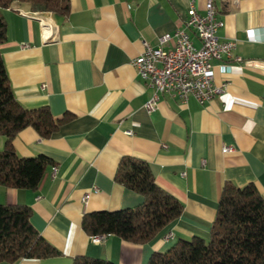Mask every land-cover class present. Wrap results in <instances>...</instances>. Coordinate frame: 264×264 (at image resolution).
Returning <instances> with one entry per match:
<instances>
[{
  "label": "crops",
  "instance_id": "crops-1",
  "mask_svg": "<svg viewBox=\"0 0 264 264\" xmlns=\"http://www.w3.org/2000/svg\"><path fill=\"white\" fill-rule=\"evenodd\" d=\"M190 5L191 0H69L64 18L23 15L32 12L26 6L1 11L7 26L1 57L15 99L24 108L47 106L54 117L72 118L47 139L31 127L13 138L19 157L52 161L36 191L0 185V204L29 207L31 225L60 255L0 264H71L76 256L147 264L179 239L209 237L225 182L252 184L264 201V0L216 3L223 21L217 34L234 41L233 55L240 57L226 74L215 69V83H226L221 94L204 104L161 95L152 113L144 108L152 90L131 60L142 53L144 41L155 46L157 37L181 27ZM192 5L203 12L205 0ZM39 18L55 24L52 40ZM3 144L0 136V150ZM122 156L146 162L155 183L183 210L149 243L114 235L92 243L81 227L85 213L132 208L143 200L113 178Z\"/></svg>",
  "mask_w": 264,
  "mask_h": 264
},
{
  "label": "trees",
  "instance_id": "trees-1",
  "mask_svg": "<svg viewBox=\"0 0 264 264\" xmlns=\"http://www.w3.org/2000/svg\"><path fill=\"white\" fill-rule=\"evenodd\" d=\"M26 6L32 12H48L57 18L69 13V0H0V185L36 191L46 168L44 155L19 157L12 141L19 131L31 127L49 138L71 115L54 117L47 106L24 108L15 99L1 57L7 38L4 9ZM114 180L142 196L140 204L117 211H95L82 216L81 227L90 236L114 235L134 244L153 241L183 210L182 204L154 181L149 165L130 156L118 160ZM26 206L0 204V262L53 258L60 252L33 228ZM71 264H113L76 256ZM147 264H264V201L257 188L225 182L207 239L193 236L177 240L166 252L153 253Z\"/></svg>",
  "mask_w": 264,
  "mask_h": 264
},
{
  "label": "built area",
  "instance_id": "built-area-1",
  "mask_svg": "<svg viewBox=\"0 0 264 264\" xmlns=\"http://www.w3.org/2000/svg\"><path fill=\"white\" fill-rule=\"evenodd\" d=\"M191 5L186 11V18L181 27L172 33H165L156 39V45L143 42V51L131 60V65L144 85L152 90L144 108L148 114L157 106L161 95L175 97L185 102L193 97L199 104H204L221 94L225 82L216 84L215 69L226 74L230 71L231 61L238 62L240 57L233 55L235 42L218 36L223 21L218 17L216 3L223 0H205L203 12H197ZM36 12H23L34 16ZM47 40H52L55 24L50 20L39 18ZM231 146H224L223 151H231ZM89 194L83 195L86 202ZM172 238L169 232L164 236ZM102 236H91L92 243H99Z\"/></svg>",
  "mask_w": 264,
  "mask_h": 264
}]
</instances>
